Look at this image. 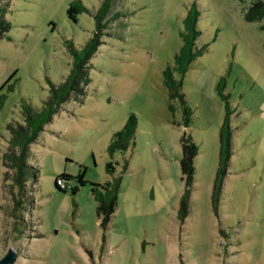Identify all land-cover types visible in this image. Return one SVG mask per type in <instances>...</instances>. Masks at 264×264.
Returning a JSON list of instances; mask_svg holds the SVG:
<instances>
[{
    "label": "rangeland",
    "instance_id": "obj_1",
    "mask_svg": "<svg viewBox=\"0 0 264 264\" xmlns=\"http://www.w3.org/2000/svg\"><path fill=\"white\" fill-rule=\"evenodd\" d=\"M71 1L0 0L11 23L0 39V87L15 73L0 91V258L13 246L15 264H264V18L245 19L253 0H114L91 82L45 125L26 160L28 180L17 183L7 125L23 122L22 100L41 109L64 81L73 62L68 42L81 49L94 36L103 2L80 0L90 12L75 21ZM193 4L196 49L207 50L191 63L172 112L163 72L175 65ZM222 77L232 141L217 187ZM131 113L135 145L111 154L113 134ZM184 136L198 148L190 186L180 166ZM109 162L116 175L128 166L117 209L102 226L90 182L113 179ZM82 171L89 183L76 194L74 178L66 192L56 187L62 173Z\"/></svg>",
    "mask_w": 264,
    "mask_h": 264
},
{
    "label": "trees",
    "instance_id": "obj_2",
    "mask_svg": "<svg viewBox=\"0 0 264 264\" xmlns=\"http://www.w3.org/2000/svg\"><path fill=\"white\" fill-rule=\"evenodd\" d=\"M114 0H103L99 10L94 14L95 18V32L86 44L77 49L72 42H68L70 52L73 56L72 67L70 73L66 76L64 81L58 86L53 87L51 90V96L44 101L41 109L34 107L30 102L22 100V114L23 122H14L7 125L8 131L12 134V146L14 150L6 154V157L12 160L17 168V183L22 187L24 182L28 180V167L26 160L30 158V148L40 133L44 130L46 124L51 122L53 116L59 112L61 104L67 100L70 96H79L84 94V88L91 82L90 61L94 54L97 52L99 46L103 43L102 35L104 29L107 26V16L111 11L112 3ZM82 12H90V10L80 1L73 0L70 2L67 9L68 16L75 20L77 15ZM6 9L0 5V39L5 37L11 29V23L5 18ZM200 16V12L193 4L184 18L185 31L181 33L183 38V45L179 53L175 56V65L168 66L164 72V85L168 90V97L170 100L169 109L174 112L176 106L171 102L176 98H183L182 93L183 81L187 71L190 68L191 63L197 57L204 54L207 50V45H203L196 49V41L200 36V31L197 29V23ZM115 15L111 18L113 19ZM264 18V0H253L249 7L245 11V19L247 21H259ZM15 73H12L7 81L0 87V91L8 84ZM225 78L222 77L217 89L221 98L226 104V117L220 128V169L218 170L217 187L220 186L222 181V175L224 170L228 166L229 157L231 154V141L232 130L230 126V111H229V94L224 93ZM14 89V84L8 86V91ZM6 98L5 94H0V104L3 103ZM78 98V97H76ZM185 123L190 122V109L183 102ZM137 129V116L131 113L127 119L126 124L121 130L114 132L112 140L109 144L108 150L111 154L116 151H127L131 146L135 145V136ZM198 153V148L193 142L190 136H184L182 138V157L180 160V166L183 174H188L187 186L192 183L194 174L193 159ZM127 162L123 165V169L119 174L116 173V168L113 163L107 164V170L112 174L113 179L108 180L105 183L90 182L91 193L96 200L97 214L102 219V226H106L107 221L112 214L116 211L118 206L119 194L121 191V184L123 180V173L127 170ZM58 178L64 179L69 182L70 179L77 181L76 186L71 187L72 193L76 194L79 191L80 186L86 185L88 180L85 179V171L78 173L77 175H71L62 173ZM56 187L66 192L68 187L62 188L57 184ZM70 188V187H69ZM190 189L187 188L182 197V206L187 207L189 204Z\"/></svg>",
    "mask_w": 264,
    "mask_h": 264
},
{
    "label": "water",
    "instance_id": "obj_3",
    "mask_svg": "<svg viewBox=\"0 0 264 264\" xmlns=\"http://www.w3.org/2000/svg\"><path fill=\"white\" fill-rule=\"evenodd\" d=\"M18 259V251L10 246L8 251L0 258V264H15Z\"/></svg>",
    "mask_w": 264,
    "mask_h": 264
},
{
    "label": "built area",
    "instance_id": "obj_4",
    "mask_svg": "<svg viewBox=\"0 0 264 264\" xmlns=\"http://www.w3.org/2000/svg\"><path fill=\"white\" fill-rule=\"evenodd\" d=\"M68 182H66L64 179L62 178H57V184H59L62 188H66L69 187V185L67 184Z\"/></svg>",
    "mask_w": 264,
    "mask_h": 264
}]
</instances>
